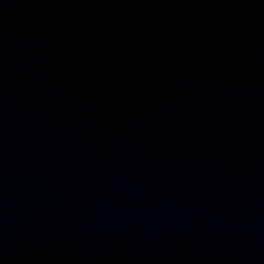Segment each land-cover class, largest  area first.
Listing matches in <instances>:
<instances>
[{"label": "water", "instance_id": "95a60500", "mask_svg": "<svg viewBox=\"0 0 264 264\" xmlns=\"http://www.w3.org/2000/svg\"><path fill=\"white\" fill-rule=\"evenodd\" d=\"M0 264H264V0H0Z\"/></svg>", "mask_w": 264, "mask_h": 264}]
</instances>
